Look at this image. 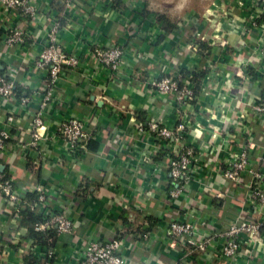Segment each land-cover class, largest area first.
<instances>
[{"label":"crops","instance_id":"obj_1","mask_svg":"<svg viewBox=\"0 0 264 264\" xmlns=\"http://www.w3.org/2000/svg\"><path fill=\"white\" fill-rule=\"evenodd\" d=\"M36 1L38 22L28 24L32 38L23 48L1 42L6 20H24L0 9V74L16 68L17 87L29 98L25 104L19 97L0 100V127L6 116L14 120L0 153V171L12 176L22 196L43 187L49 202L61 205L74 223V232L57 235L53 263L81 264L88 239L118 237L128 264H264V228L254 246L243 243L236 261L183 254L172 246L167 228L178 220L194 223L201 234L223 233L232 222L259 217L246 204L250 178L243 176L238 185L223 178L222 170L223 162L250 139L249 164L260 173L264 189V120L251 108L264 100L260 3L256 9V0H77L63 18L64 0ZM254 15L258 19L252 25ZM163 17L172 26L165 27ZM51 18L60 23L63 50L77 56L79 65L62 72L44 112V139L29 149L31 118L46 74L34 63ZM93 45L124 48L121 77L112 79L95 64ZM256 50L258 64L251 59ZM256 66L258 76L252 77ZM184 71L190 72V84L191 72L205 75L198 95L183 107L173 97L146 91L148 75ZM70 117L81 119L92 132L86 148L73 153L56 133ZM146 121L169 129L183 122L185 137L178 145L161 144L137 131ZM189 145L203 150L202 162L187 190L172 199L166 157ZM31 249L27 229L0 197V264H27L24 256Z\"/></svg>","mask_w":264,"mask_h":264},{"label":"built area","instance_id":"obj_2","mask_svg":"<svg viewBox=\"0 0 264 264\" xmlns=\"http://www.w3.org/2000/svg\"><path fill=\"white\" fill-rule=\"evenodd\" d=\"M64 1L66 8L62 13L63 18L68 16L69 12L67 13V11H70L76 5L77 0ZM258 3H260L263 10L264 0H256L255 6L252 8L258 9ZM0 9L7 16L13 15L24 20L21 23L6 20L1 42L7 48H23L32 38L31 31L28 30V24L36 25L38 22L40 7L37 1L0 0ZM257 19V15L251 16V24H256ZM59 33L60 23L58 19L51 18V25L44 31L41 50L34 63L36 70L45 71L46 74L40 88L38 111L31 118V138L26 144L29 149H37L44 139L43 132L46 128L44 112L53 100L54 90L62 72L66 70L73 71L79 65L77 56L63 50L58 41ZM124 56V48L120 45L109 47L93 45L91 50V58L95 64L109 72L112 79L121 77ZM251 59L255 64H258V50ZM257 68L258 66L254 68V73H257L258 76ZM16 72V68L8 67L4 73L0 74V100L4 102L16 99ZM261 76L264 90V69L261 70ZM144 84L148 92L173 97L174 102L179 107H183L194 99L191 84L181 72L175 73L173 76L151 74L147 76ZM28 99V97L19 98L22 104L27 103ZM251 108L254 116L264 120V100L253 104ZM13 121L12 116H6L0 127V153L10 140V129ZM186 128L183 122H180L175 129H169L156 121H146L144 124L137 125V131L140 134L149 133L161 144L171 141L177 145L185 137ZM56 133L58 138L65 143L70 153L86 148L92 139V132L77 117H70L60 123L56 128ZM251 148L252 144L248 139L238 155H232L228 161L223 162L222 176L238 185H240L243 176L250 178L247 185L246 204L251 210H254V214L258 215L259 212V217L254 215V217L247 219H239L229 224L223 233L211 232L208 234H201L196 231L192 222L171 221L167 226L170 242L172 246H178L183 254H211L216 259L236 261L242 252L243 243L247 246H254L258 242L260 231L264 228V189L260 173L249 164L248 153ZM202 151L197 146L189 145L180 150L170 151V154L167 155L165 164L174 185L170 192V198H177L187 190L194 172L202 162L200 157ZM23 152L24 154L27 153ZM33 192H35L37 200L34 207L31 208L35 210V213L47 208L45 214H48V191L40 186L36 187ZM0 197L6 202L12 217L18 221L22 195L17 191L12 176L2 171H0ZM34 228L36 231L55 228L56 234L59 235L74 232L75 225L63 211L61 214L50 215L42 223H36ZM121 247L122 241L118 237L104 241L95 238L88 239L82 250L81 264H128V260L120 253ZM47 255L49 258L55 257V249L47 251Z\"/></svg>","mask_w":264,"mask_h":264},{"label":"trees","instance_id":"obj_3","mask_svg":"<svg viewBox=\"0 0 264 264\" xmlns=\"http://www.w3.org/2000/svg\"><path fill=\"white\" fill-rule=\"evenodd\" d=\"M164 18V26H172L171 21L168 18ZM63 24V21L61 22ZM252 71V70H251ZM250 72V71H249ZM184 77H189L190 72H181ZM204 72L193 73L191 72V77L189 78L191 84L194 86L193 94L194 96L199 93L200 80L204 77ZM252 77H256L255 73H249ZM16 97L21 98L23 91L20 87L15 89ZM264 96V94H263ZM3 173H6L5 171ZM37 196L35 192L26 193L22 196L20 202V213L18 223L20 226L27 229V236L32 241V249L24 256V261L27 264H54V257H48L47 251L50 249H55V243L57 239V234L55 228L48 229L46 231H36L35 224L42 223L47 220L50 215H57L63 212V207L61 205H54L49 202V213L45 214V210L35 213L31 207H34L36 203Z\"/></svg>","mask_w":264,"mask_h":264}]
</instances>
